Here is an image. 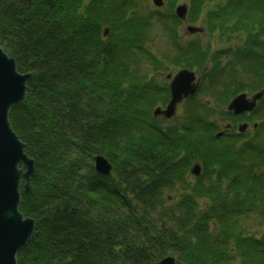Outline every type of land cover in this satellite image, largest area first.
<instances>
[{"label": "trees", "instance_id": "obj_1", "mask_svg": "<svg viewBox=\"0 0 264 264\" xmlns=\"http://www.w3.org/2000/svg\"><path fill=\"white\" fill-rule=\"evenodd\" d=\"M179 1L0 0V44L32 73L9 114L35 160L20 203L35 231L18 264H157L167 255L182 264H264V144L215 136V101L231 95L215 80L246 54L182 38ZM261 18L264 0H189L187 19L212 34L259 33ZM159 25L169 37L158 53ZM149 64L207 68L176 123L153 114L169 88ZM96 155L111 173L95 169ZM193 163L202 172L190 179Z\"/></svg>", "mask_w": 264, "mask_h": 264}, {"label": "water", "instance_id": "obj_2", "mask_svg": "<svg viewBox=\"0 0 264 264\" xmlns=\"http://www.w3.org/2000/svg\"><path fill=\"white\" fill-rule=\"evenodd\" d=\"M156 6H163L164 0H152ZM179 18L185 19L188 12L186 3L179 4L176 9ZM190 33L203 31L202 27L188 25ZM107 31L105 34H107ZM30 72H20L16 59L0 44V264H18L17 255L32 238L35 231V220L25 216L20 210L21 184L24 182L29 190L31 178L35 171V160L26 152V144L13 129L9 114L13 106L22 103L27 94V81ZM167 77H172L171 73ZM199 86V78L195 71L188 68L178 70L170 82L171 99L165 108L156 107L154 114L167 117L175 115L177 105L189 95H194ZM262 91L252 100L245 93L235 96L228 105L229 110L240 113L252 109ZM242 124L239 129L245 130ZM218 136L221 133L217 134ZM94 167L102 174L112 170L111 162L104 155L94 157ZM192 173L199 175L201 166L195 164ZM157 264H177L174 256H166Z\"/></svg>", "mask_w": 264, "mask_h": 264}, {"label": "flooded vegetation", "instance_id": "obj_3", "mask_svg": "<svg viewBox=\"0 0 264 264\" xmlns=\"http://www.w3.org/2000/svg\"><path fill=\"white\" fill-rule=\"evenodd\" d=\"M256 23L263 24L264 19L261 18ZM241 44L246 54L247 69L242 72H231L227 76L226 83L219 80L215 85L222 87L226 84L229 88H240L241 90L235 93L231 99L239 93H245L249 100H252L260 91H262V95L256 100L252 109L235 113L227 110L226 107L225 110L229 113L223 114L222 122H220L221 129L217 133L222 132L220 138L234 136L240 143L260 141L264 144V31L244 34ZM242 124L246 125L244 131L239 130Z\"/></svg>", "mask_w": 264, "mask_h": 264}, {"label": "rangeland", "instance_id": "obj_4", "mask_svg": "<svg viewBox=\"0 0 264 264\" xmlns=\"http://www.w3.org/2000/svg\"><path fill=\"white\" fill-rule=\"evenodd\" d=\"M182 1H185V2H189V0H182ZM182 1H179V2H182ZM147 2V5L152 7V8H156L153 3H152V0H146ZM164 8V7H163ZM148 7L145 6V10H147ZM188 23H192V24H197V25H200V26H203L204 27V31L202 32V34H195V35H190V34H187L186 32V25ZM180 36L184 39H187V40H199L200 38H202L204 40V42L207 44V42L211 41L212 42V48L214 49L213 52H216L218 49L220 48H223L227 45H234V44H238L239 41L237 40L238 38L236 37L237 34H234V35H220V33H215V34H212V31L210 29L207 28V26L202 22V21H197L196 23H193L191 21H184L180 26H179V30H178ZM243 35V34H241ZM152 36L154 37V47L155 49L157 50V52L159 53L160 49L161 48H166L167 45H168V35H166L163 27L161 25L159 26H155L153 29H152ZM239 36V35H238ZM227 37V39H226ZM169 60H165V63L164 65L166 66L167 64H170L168 62ZM226 60H224L225 62ZM155 66L152 65V64H149V71L150 74H155V77L158 81L160 82H163L165 80L168 81V79L165 77V74L166 72H168L167 70H161L159 72L155 71L154 68ZM152 69V70H151ZM171 71L175 72L176 71V68L174 69H171ZM149 74V75H150ZM199 98H203L205 101H210V102H214L213 99L208 96L206 93L204 94V92L200 93L199 95ZM222 101V100H221ZM221 101L217 102L219 104V106L217 107L219 110L220 108H222L224 110V112H226V103L224 102V105L221 103ZM184 101L182 103L179 104L178 106V109H177V114L176 116L173 118V119H161V122L163 123H168V122H171V123H176L178 122L181 118V114L183 113V108H184ZM217 115H220V113H217ZM192 179V177H190ZM263 228V226L260 224V222H258L257 220H253L252 221V224L250 225V230L252 232H255L259 235V233H261V229ZM177 259V255H174ZM178 261V259H177ZM179 264H182L180 261H178Z\"/></svg>", "mask_w": 264, "mask_h": 264}]
</instances>
